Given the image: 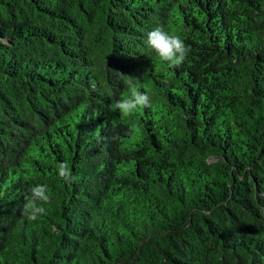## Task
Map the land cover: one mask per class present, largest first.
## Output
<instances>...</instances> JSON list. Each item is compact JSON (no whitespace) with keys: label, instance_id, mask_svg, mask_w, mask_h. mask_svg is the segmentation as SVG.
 Segmentation results:
<instances>
[{"label":"trees","instance_id":"trees-1","mask_svg":"<svg viewBox=\"0 0 264 264\" xmlns=\"http://www.w3.org/2000/svg\"><path fill=\"white\" fill-rule=\"evenodd\" d=\"M0 264H264V0H0Z\"/></svg>","mask_w":264,"mask_h":264},{"label":"clouds","instance_id":"clouds-1","mask_svg":"<svg viewBox=\"0 0 264 264\" xmlns=\"http://www.w3.org/2000/svg\"><path fill=\"white\" fill-rule=\"evenodd\" d=\"M146 43L169 68H179L189 54V48L184 41L178 35L170 34L160 25L147 33ZM126 84L129 94L126 98L116 102L115 109L119 110L123 116H130L138 108L152 107L148 93L140 91L133 78L130 77ZM91 87L95 89V83H92ZM58 175L67 183L77 179L72 175L66 161L58 165ZM47 191V185L42 184L30 188V194L25 197L26 203L23 206L24 214L29 220L34 221L38 215L45 212L42 205L50 203V196Z\"/></svg>","mask_w":264,"mask_h":264}]
</instances>
